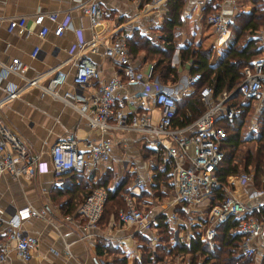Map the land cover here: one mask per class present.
I'll list each match as a JSON object with an SVG mask.
<instances>
[{"label":"crops","instance_id":"0c3cea01","mask_svg":"<svg viewBox=\"0 0 264 264\" xmlns=\"http://www.w3.org/2000/svg\"><path fill=\"white\" fill-rule=\"evenodd\" d=\"M81 1L84 0H0V60L17 57L25 65L23 73L27 77L37 76L48 68L57 67L64 73V78L57 88L83 94L87 101L96 81L89 79L86 83L74 85L70 80L74 61L70 50L76 41H84L95 35L97 39L95 48L93 50L85 48L82 51L83 56L95 64L101 78L114 73L121 74L118 65L110 57L101 53L103 43L114 36L122 35L126 41L125 37L135 28L143 39L163 48L164 32L160 26L165 8L163 0H149L141 4L140 0H97L102 15L99 22L94 25L89 24L86 15L81 11L79 5ZM253 7L260 9L261 18L264 20V0H182L178 9L180 23L172 28L173 47L168 61L175 68V78L161 79L157 70H151L152 78L159 84L168 86L174 93L176 112L185 104L184 101L193 95L194 87V85H188L186 81L190 73L191 59L180 58L179 48L187 44L209 47L208 63L215 64L221 51L233 38L228 22L236 13L247 12ZM37 10L56 12L55 21L43 19V23L47 26L43 35H38V25L33 24L29 17L26 18L23 28L6 29L7 18L16 15L29 16ZM213 10L222 11L227 21L226 31L214 33L206 22L205 14ZM56 21H68L70 24L64 25L60 33L56 34L52 31ZM33 45H37L38 48L35 54L30 56L29 51ZM134 46V52L128 51L126 47L129 61L134 68L143 69L149 63L152 65L153 58L149 57L146 48L139 43ZM43 78L41 83L47 80ZM6 81L20 84L22 78L11 72L2 77L0 96L3 95V85ZM222 91L225 90L222 89L218 93ZM116 93L117 98L112 105L114 108H120L126 113L137 111L148 114L151 121L157 119L159 109L150 97L145 98L144 105H137L130 95L131 91L127 84L119 88ZM184 109L187 113V108ZM0 118L28 143L39 161L37 170L30 177H11L7 173L0 175V217H5L14 207L24 204L45 209L44 216H29L21 223L24 231L36 236L30 258L23 262L15 257L12 249H9L0 264H73L76 262L107 264L109 261L107 249H118L120 252L116 256H123L125 264L132 263L138 257L140 235L148 238L149 244L152 242L156 220L146 229H139L132 223H123L118 220L117 208L112 202L119 196V200L123 202L124 190H119L116 196L106 199L100 216L88 235H83L80 227L82 218L77 211V204L92 185L98 183L113 186L110 185L111 180L118 176L121 180H125L124 188L130 187L129 192L138 206L151 207L156 214L164 213L174 237L179 235L176 231L183 230V228H175L177 222L174 221H179L182 226H185L187 234L189 233L188 225L193 222L201 223L199 218L203 217L206 206L199 205L204 208L202 212L197 211L200 210L199 206L196 209H190L171 199L172 183L171 192L167 199L163 200L164 202L159 200L156 194H144L145 188L140 191L132 189L131 185L135 176L152 180L155 169L164 164L167 159L158 150L150 147L147 133L120 128H110L99 132L97 129L88 127L84 117L73 106L41 91L36 85L26 86L13 98L3 100L0 103ZM108 120L112 121V118L109 117ZM69 132L75 136L76 146L80 149L84 147L86 138L96 139L107 136L111 141V155L116 159L100 162L87 170L67 169L54 172L50 165L48 148L55 139ZM146 151L147 155L143 153ZM151 151L158 153L161 164L149 158ZM242 170L244 171L238 167L232 173ZM263 170L264 166L254 177L253 168L250 166L249 170H245L252 173L250 180L238 182L231 176L232 173H229L223 182L225 187L237 194L245 204L258 205V209L253 213L262 218H264V186L259 174ZM168 178L170 180V175ZM160 183L161 181H158V185ZM259 188H262V191L254 194L252 190ZM208 200L210 201L209 198ZM170 212L176 213L175 220L167 219ZM179 213L181 218H178ZM184 218H189V221L186 222ZM200 223H198L199 226ZM2 226L3 223L0 224V237ZM180 238L182 239L181 236ZM252 244L254 253L249 256L255 257L257 262L264 264V227L254 237ZM197 261H200V257Z\"/></svg>","mask_w":264,"mask_h":264},{"label":"built area","instance_id":"2783aa9c","mask_svg":"<svg viewBox=\"0 0 264 264\" xmlns=\"http://www.w3.org/2000/svg\"><path fill=\"white\" fill-rule=\"evenodd\" d=\"M79 5L90 25L99 22L102 10L97 0H84ZM27 17L33 24L38 25L37 33L41 36L47 30L43 19L55 21L56 12L37 10L29 16H11L7 18L6 29L23 28ZM205 20L214 33H221L228 29L227 21L220 10L206 13ZM69 24L68 21H56L52 31L58 34L64 25ZM96 40L93 34L87 40L76 41L70 50V55L73 54L72 59H74L71 82L74 85H81L89 79L96 81L89 100L86 101L83 94L57 88L64 78V73L57 67L48 68L37 76L27 77L23 73L25 65L13 56L8 60H0V80L11 72L22 78V82L15 84L6 81L3 85L4 92L0 96V103L13 98L24 87L36 85L41 91L73 106L84 117L87 126L99 132L110 128H120L147 133L150 147L155 148L169 159L171 199L190 209L199 205L206 206L203 212L206 224L202 225V222H198L201 224L199 238L211 247L215 231L214 224L222 221L227 215H231L238 218V224L233 229L241 236L237 250L244 255H252L254 253L252 241L264 227V218L253 213L258 209V205L245 204L215 175L216 166L223 155L220 141L225 135L222 125L217 121L218 118L237 117L245 105H251L253 110L250 112L247 125L251 130L256 128L255 118L261 106L264 105V52L242 63L240 77L230 90L213 95L210 85H200L197 93L203 105L202 110L192 120L182 125H173L171 118L175 111L174 93L168 86L159 84L152 78L151 63L143 69L134 68L128 58L124 37L117 35L103 43L101 53L110 57L118 65L121 74L114 73L101 78L95 64L84 57L82 51L85 48L93 50L97 43ZM37 48V45L32 46L29 51L30 56L35 54ZM199 77L198 71H192L186 77V81L188 85L193 86ZM42 78H47L45 83H41ZM124 84L129 86L130 95L137 105H144L147 97L152 99L159 109L155 121H151L148 114L137 111L126 113L112 106L117 98V90ZM233 91L239 94V99L235 102L231 101ZM109 117L112 121L108 120ZM48 153L54 172L71 168L87 170L100 162L116 159L111 155V141L107 136L96 139L86 138L84 147L80 149L76 146L72 132L55 139L50 144ZM38 163L28 143L0 118V175L7 173L11 177H30L37 170ZM251 175V172L245 170L231 174L238 182L250 180ZM259 176L264 186V170ZM119 180V176L115 177L110 185L117 184ZM131 186L135 191L144 189V179L135 176ZM217 187L222 189V197L217 202H210L208 198L210 199L212 190ZM252 191L257 194L262 191V188ZM105 197L106 186L97 184L92 186L77 204V211L82 218L80 227L83 235H88L95 226ZM123 202V206L116 209L118 220L123 223H132L139 229H146L154 222L156 216L154 210L151 207L138 206L129 191L123 194ZM44 212L43 207L24 204L14 207L5 217H0V224L3 223L0 237V263L5 259L9 249H12L15 257L23 262L30 258L32 247L36 243V236L24 231L21 223L29 216H44ZM176 218L175 212L167 215L169 221ZM176 233L182 237V231H176ZM184 235L188 237L187 232H184Z\"/></svg>","mask_w":264,"mask_h":264},{"label":"trees","instance_id":"16d2710c","mask_svg":"<svg viewBox=\"0 0 264 264\" xmlns=\"http://www.w3.org/2000/svg\"><path fill=\"white\" fill-rule=\"evenodd\" d=\"M147 1L149 0H140V4L141 2ZM181 4L182 0H164V16L160 25L162 32H164L162 40L163 48L159 45L150 43L147 39H143L135 28L125 37V45L128 51L134 52V45L138 43L146 48L149 57L153 58L152 70H157L161 79L175 78V68L173 65H170L168 61L170 50L173 47V43L171 42L172 28L174 25L180 23L178 9ZM261 19L260 9H256L255 7L247 12L241 11L236 13L232 20L228 22L233 38L221 51L215 64L208 63L210 52L209 47H200L199 44H196L195 46L187 44L179 48L180 58L191 59L189 72L198 71L200 77L194 84L193 95L184 101L185 104L180 106L178 112H176L175 105V111L171 118L172 124L182 125L191 120L202 110L203 105L199 100L197 93V89L200 85H210L213 95L217 94L222 89L225 91L230 90L240 77V67L242 63L250 57L255 56V54L257 55L259 51L264 52V48L262 49L260 45H257L256 43L257 37L251 33L257 28L259 23H261ZM245 32H249V34L244 36ZM231 96V101L235 102L237 101L236 96L239 97V94L237 91H233ZM247 106L248 105L244 106L239 116L232 119L218 118L217 121L220 125H222L221 121H233V123H235V125H231L232 127H224L222 125L225 130V135L220 144L223 155L215 169V175L222 183L225 182V176L229 173L235 172L238 167L247 170L248 167L251 166L254 171V177H256L264 166V105L261 106L258 111L257 120L263 118L259 130L256 133H253L247 129L248 131H245L243 137L240 138L238 134V125L241 120H246H244V118L247 116ZM184 108H187V113L184 111ZM241 139L253 140L254 145L252 148L245 151L244 155L241 157V162H239L236 159H233V148L237 146ZM168 160L169 159H166L164 164L155 169L152 175L154 186L158 185V181H165L166 178L169 177L170 165ZM124 182V179H120L118 183L113 186H107L104 184L106 186L104 203L107 198L116 196L119 190H124L125 193V188L123 187ZM221 197L222 189L219 187L214 188L212 190L210 202H217ZM119 199L120 196L115 198L112 203L116 204L120 201ZM155 220V228L161 232L166 230L169 232V235L165 243L157 246L159 251L155 248L153 250L150 249V252L144 253V257L138 261V264H142V262L147 263L159 261L165 254H189L188 264H250L251 262V256L244 255L237 251L241 236L239 232L233 231V229L238 224V218L227 215L222 221L214 224L215 231L211 247L199 238V225L197 222L188 225V237L186 239H181L178 235L175 237L173 236L172 229L167 225L164 213H157ZM201 222L202 225L206 224L203 217L201 218ZM141 237L145 236L140 235V238ZM146 239L148 240V238ZM199 257L200 261H197ZM115 261L118 262V264H125L123 256L116 257ZM107 264H113L112 260L107 261ZM130 264H134V261Z\"/></svg>","mask_w":264,"mask_h":264},{"label":"rangeland","instance_id":"374dc122","mask_svg":"<svg viewBox=\"0 0 264 264\" xmlns=\"http://www.w3.org/2000/svg\"><path fill=\"white\" fill-rule=\"evenodd\" d=\"M153 1V0H152ZM164 1V0H163ZM162 1V3H163ZM252 35H254L255 37H257L258 41L256 42L257 45L260 44V47L263 49L264 48V20L263 18L261 19V23H259V25L257 26V28H255V30H253ZM247 34H249V32H245L244 36H247ZM261 53L260 51L257 53L259 54ZM256 55V54H255ZM236 99H239L238 96H236ZM253 110V107L251 105L247 106V113L246 115L249 116L250 112ZM245 116L244 120H241L239 122V137L242 138L245 131H248L247 128V120L248 117ZM247 117V118H246ZM256 119V128L254 130H250V131H254L253 133H256L259 130V127L261 126L262 122H263V118L261 120H257ZM222 125L225 126H229L232 127L233 125H235V123H233V121H221ZM232 125V126H231ZM254 145L253 140H244L241 139L237 146L235 148H233V159H236L237 161L241 162V157L244 155L245 151L249 148H252ZM226 150V148H225ZM224 150V151H225ZM145 151V150H144ZM145 155L148 154V152H143ZM150 159L156 161L158 164H161V159L160 156L158 155L157 152L155 151H151V154L148 155ZM240 166V165H239ZM250 169V166L248 167V170ZM151 179H144L145 182V190L143 191V193L145 194H156L158 199L161 201H165L167 199V196L170 194L171 192V182L169 180V178H166L165 181H161L160 185H156L154 186L153 183L151 182ZM130 189V187L125 188V192H128ZM163 201V202H164ZM123 202L122 200L118 201L115 205L116 208H118L119 206H123ZM200 210L197 211H202L204 210L203 206H199ZM196 209V208H194ZM199 209V208H198ZM192 212V211H190ZM179 213V217H180ZM191 216V215H189ZM183 217V216H182ZM190 218V217H189ZM189 218H184L186 220V222L189 221ZM201 219V217L199 218ZM201 221V220H199ZM177 222L175 228H183L182 230V239H185V235L184 232L186 230L185 226H182L181 223H179V221H174ZM169 235V232L165 231H159L157 228L154 230L153 235H152V242L149 244V241L145 238V237H141L138 242H139V248L137 249V258H135L134 260V264H138V261L140 259H142L144 256V253L150 252V249L153 250L154 248L157 249L158 245H162L163 243L166 242L167 237ZM180 237V235H178ZM107 254H108V260H112L113 264H118V262L115 261V258L117 257L116 255L119 254V250L118 249H107ZM157 251H159L157 249ZM251 262L250 264H261V262H257V259L255 260V257H250ZM255 261V263H254ZM189 262V254H184V255H180V254H175V255H169V254H165L161 260L159 261H155V262H147L144 263L142 262V264H188Z\"/></svg>","mask_w":264,"mask_h":264}]
</instances>
